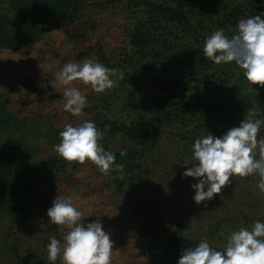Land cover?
Segmentation results:
<instances>
[{"label":"trees","instance_id":"trees-1","mask_svg":"<svg viewBox=\"0 0 264 264\" xmlns=\"http://www.w3.org/2000/svg\"><path fill=\"white\" fill-rule=\"evenodd\" d=\"M105 1L130 15L127 43L122 50L109 53L98 43L102 64L124 76L112 77L116 84L109 89V98L143 89L138 102L145 103L154 115L143 121L135 118L123 121L100 105L89 120L103 134L119 136L123 143L134 147L129 154L123 149L113 153L115 164L121 167H116L115 178L106 182L108 191L110 186L114 194L125 195L146 183L143 176L136 177L137 171L145 172L136 160L142 157V148L156 144L161 131L194 144L202 131L216 137L218 133L224 135L239 117L257 109L259 100L264 99V87L250 86L235 62L215 64L208 60L203 55V45L214 31L223 29L228 37L236 34L241 19L255 15L264 19L260 13L264 0H7V4L0 3L9 11L8 15H0V45L20 49L35 43L39 33L47 28L76 33L83 29L85 13ZM261 116L264 117V111ZM33 121L29 125L25 119L18 120L0 107V238L2 227L10 226L2 225L3 221L19 227L10 252L0 246V259L2 253H11L13 264H39L30 248H27L30 257L24 258L21 236L25 218L36 219L38 227H46L43 236L47 238L43 237L41 245L44 249L51 237L58 239L61 233L60 226L44 218L39 207L46 191L44 181L61 172L62 157L54 150L55 137L49 136L47 128L43 129L37 119ZM180 194L182 190L178 191ZM138 205L129 223L135 228L137 240L143 243L146 256L161 264H178L184 249L194 248L202 241L183 234L184 226L165 233L160 226L151 224L153 216L146 204Z\"/></svg>","mask_w":264,"mask_h":264},{"label":"rangeland","instance_id":"rangeland-1","mask_svg":"<svg viewBox=\"0 0 264 264\" xmlns=\"http://www.w3.org/2000/svg\"><path fill=\"white\" fill-rule=\"evenodd\" d=\"M1 2L7 4V0H0ZM8 13L7 6H0V15ZM260 13L264 16V10ZM129 16L123 8H112V4L105 1L85 13V23L83 26L81 24L83 29L76 33H67L68 29L47 28L39 33L35 43L20 49H6L0 45V107L18 120L25 119L29 125H33V120L37 119L43 129L47 128L49 136L55 137V145L60 142L59 133L65 125L77 126L91 120L92 114H95V109L100 105L102 109H110L123 121L152 118L154 115L146 104L138 102L144 93L143 89H136L140 92L133 90L134 93L129 92L128 96L124 93L118 94L117 99L115 96L109 98V89L97 94L90 86L79 81L73 82L71 86L85 94L87 106L81 116H73L63 110L65 86L56 79V74L68 62L82 63L90 59L102 64L99 60L98 43L103 44L109 53L122 50L127 43L126 26ZM245 90L248 91V86ZM100 99H105V102L100 103ZM263 101L264 99L257 103L255 111L260 115L253 119H264L261 116L264 111ZM246 116L239 117L232 125L238 127ZM210 133L202 131V136L199 137ZM222 136L220 133L217 135ZM261 138H264V125L258 135V139ZM98 143L111 153L123 149L129 154L134 150L132 145L123 143L119 136L106 133ZM192 145L170 132L161 131L156 144L142 148V157L136 160V164L141 162L145 168V172L137 171L136 177L139 179L143 176L144 180L147 179L146 183L139 190H128L125 195H115L110 186L108 191L106 182L111 177L112 180L115 178V165L113 171L104 175L90 161L84 164L68 163L62 158L61 172L55 178L44 181L46 191L39 211L44 218H49L47 211L57 195L71 198L72 203L83 212L85 225L99 220L103 230L110 235L114 247L111 264H161L156 258L145 255L143 243L137 240L135 228L129 223V218H134L133 212L140 207L139 202L146 204L152 214L151 224L160 226L165 233L170 234L184 226L186 230L182 233L190 239L206 240L211 247L222 251L230 234L238 231L240 226L251 229L255 221H264V193L256 186L258 175L246 178L234 176L232 183L224 187L220 194L212 200L197 204L193 198L195 190L192 185L199 181L183 175L187 168L193 166L187 164L186 167L185 161L195 162ZM56 155L60 157L57 152ZM121 178H124L123 173ZM179 190H182L180 195ZM143 217L146 218V215ZM25 219L24 233L21 236L24 258L30 257L27 252V248H30L31 255L37 257L39 264H63L62 256L55 262L48 261L47 249L41 246L43 237L47 238L43 236V229L46 230V227H38L35 224L36 219ZM42 220L44 219L40 221ZM4 222L2 225L10 226L8 229L2 227L0 246L10 252L12 245L16 243L19 227L12 226L10 221L5 224ZM60 231L57 232L58 240L63 245V235L67 229L62 231L60 226ZM1 255L0 264H13L11 253Z\"/></svg>","mask_w":264,"mask_h":264},{"label":"clouds","instance_id":"clouds-1","mask_svg":"<svg viewBox=\"0 0 264 264\" xmlns=\"http://www.w3.org/2000/svg\"><path fill=\"white\" fill-rule=\"evenodd\" d=\"M203 55L215 64L235 62L252 85L264 87V19L255 15L241 19L237 32L231 37L224 30L214 31L203 45ZM117 69L85 60L82 63H66L56 79L64 85L63 110L73 116H81L87 106L85 94L71 86L79 81L97 94L115 86L112 77ZM260 113L253 110L238 127H232L222 137L212 134L195 139L192 145L193 164L183 173L199 182L192 185L194 200L201 204L212 200L222 189L232 183V177L246 178L258 175L257 188L264 193V138L258 139L264 119H253ZM60 142L54 150L66 162L84 164L92 162L104 175L116 165L113 153L105 151L98 143L103 133L94 122L84 121L73 126L65 125L59 133ZM124 155V153H121ZM52 224L67 229L61 240L55 236L47 245L48 261L55 262L62 256L63 264H111L113 241L103 230L102 223H84V214L71 198L57 195L47 211ZM178 264H264V222L255 221L251 229L241 227L227 239L224 250H216L205 240L196 247L184 249Z\"/></svg>","mask_w":264,"mask_h":264}]
</instances>
